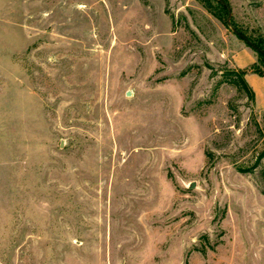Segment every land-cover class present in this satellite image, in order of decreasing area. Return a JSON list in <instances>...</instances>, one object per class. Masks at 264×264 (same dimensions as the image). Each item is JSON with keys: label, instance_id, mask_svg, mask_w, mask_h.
Listing matches in <instances>:
<instances>
[{"label": "rangeland", "instance_id": "rangeland-1", "mask_svg": "<svg viewBox=\"0 0 264 264\" xmlns=\"http://www.w3.org/2000/svg\"><path fill=\"white\" fill-rule=\"evenodd\" d=\"M225 1L264 48V0ZM227 19L0 0V264H264V56Z\"/></svg>", "mask_w": 264, "mask_h": 264}, {"label": "crops", "instance_id": "crops-1", "mask_svg": "<svg viewBox=\"0 0 264 264\" xmlns=\"http://www.w3.org/2000/svg\"><path fill=\"white\" fill-rule=\"evenodd\" d=\"M246 80L254 88V93L256 92L255 96L257 97V101L261 102L264 95V89L262 87V83L264 82V75L258 76L255 73H247Z\"/></svg>", "mask_w": 264, "mask_h": 264}, {"label": "water", "instance_id": "water-1", "mask_svg": "<svg viewBox=\"0 0 264 264\" xmlns=\"http://www.w3.org/2000/svg\"><path fill=\"white\" fill-rule=\"evenodd\" d=\"M220 2H222L228 9V25L233 29V31L242 39H244L246 41V43L249 44L250 47H252L254 50H256L257 52H261L264 54V49L259 47L258 45H256L249 37H247L246 35H244L243 33H241L233 24L231 21L232 18V8L231 6L225 2L224 0H220ZM129 94V93H128Z\"/></svg>", "mask_w": 264, "mask_h": 264}, {"label": "trees", "instance_id": "trees-1", "mask_svg": "<svg viewBox=\"0 0 264 264\" xmlns=\"http://www.w3.org/2000/svg\"><path fill=\"white\" fill-rule=\"evenodd\" d=\"M225 1V0H224ZM226 2V1H225ZM222 3V2H221ZM222 5H224L223 3H222ZM225 6V5H224ZM226 7V6H225ZM227 8V7H226ZM253 41V40H252ZM256 45H258L259 47H261V48H263L261 45H262V43L261 42H256V41H253ZM264 49V48H263ZM260 54H262L263 56H264V54L263 53H261V52H259ZM261 75H264V74H261ZM246 84V83H245ZM253 94H254V96H255V93H254V91H253Z\"/></svg>", "mask_w": 264, "mask_h": 264}]
</instances>
